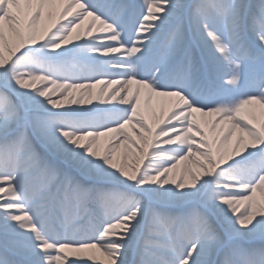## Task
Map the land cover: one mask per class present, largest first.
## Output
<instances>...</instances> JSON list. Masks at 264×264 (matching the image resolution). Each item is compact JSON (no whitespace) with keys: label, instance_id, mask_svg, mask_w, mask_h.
<instances>
[{"label":"snow or ice","instance_id":"obj_1","mask_svg":"<svg viewBox=\"0 0 264 264\" xmlns=\"http://www.w3.org/2000/svg\"><path fill=\"white\" fill-rule=\"evenodd\" d=\"M0 264H264V0H0Z\"/></svg>","mask_w":264,"mask_h":264},{"label":"bare ground","instance_id":"obj_2","mask_svg":"<svg viewBox=\"0 0 264 264\" xmlns=\"http://www.w3.org/2000/svg\"><path fill=\"white\" fill-rule=\"evenodd\" d=\"M98 87H102V85L101 86H98ZM93 103H98V101L94 100Z\"/></svg>","mask_w":264,"mask_h":264}]
</instances>
